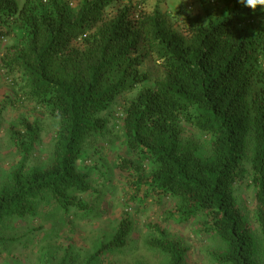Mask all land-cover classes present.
Masks as SVG:
<instances>
[{
    "label": "trees",
    "instance_id": "1",
    "mask_svg": "<svg viewBox=\"0 0 264 264\" xmlns=\"http://www.w3.org/2000/svg\"><path fill=\"white\" fill-rule=\"evenodd\" d=\"M24 9L17 0H0V24ZM259 14L233 0L206 21L185 18L180 32L158 6L146 8L145 0H78L74 12L53 0L51 10L32 22L26 44L11 45L3 54L6 72L25 77L24 100L44 108L58 126L50 163L26 170L22 160L0 187V236L6 220L35 215L47 197L64 210L88 207L75 195L90 189L75 163L89 136L109 132L101 116L109 102L146 79L138 67L149 57L164 75L142 87L123 110V134L132 153L117 162L128 176L125 202L144 206L147 200L161 204L176 198L174 218L196 220L202 233L219 240L210 250L217 264H264L234 194L250 146L264 239V61L258 53L264 43L252 29ZM81 40L80 47L70 45ZM183 124L211 137L207 156L199 157L196 143L182 139ZM22 128L18 134L34 143L36 124L24 121ZM132 226L123 212L90 261L128 247ZM150 227L158 236L146 238L145 247L164 254L167 264H183L182 242L158 225Z\"/></svg>",
    "mask_w": 264,
    "mask_h": 264
},
{
    "label": "rangeland",
    "instance_id": "2",
    "mask_svg": "<svg viewBox=\"0 0 264 264\" xmlns=\"http://www.w3.org/2000/svg\"><path fill=\"white\" fill-rule=\"evenodd\" d=\"M53 0H17L19 7L25 5L21 16L4 20L0 24V187L10 179L11 172L22 160L25 169L44 167L50 163L52 140L57 130V121L44 108L24 100L25 77L21 72L7 73L3 67V54L11 45L23 47L29 37L31 24L42 13L51 10ZM145 0L146 8L158 6L168 25L183 31L185 18L219 15L231 6L233 0ZM66 9L74 12L78 0H60ZM149 5V6H148ZM253 34L264 43V11L254 18ZM82 46V40L70 43ZM264 61V46L258 50ZM146 79L131 91L117 94L101 116L107 120L109 132L104 136H89L81 149L75 165L85 173L90 189L75 193L87 204L86 209L69 206L62 209L55 201L44 198L36 214L25 218L13 217L1 227L0 264H167L164 254L149 250L144 240L158 236L150 225H158L169 238L179 239L186 248L183 264H217L210 250L220 246L214 236L202 233L196 220L179 221L175 216L178 200L170 197L161 204L147 200L143 206L126 203L128 192L125 172L117 162L120 156L132 157L126 147L122 128L124 107L145 86L152 87L162 78L163 69L149 57L142 59L138 67ZM260 71L264 72V63ZM260 84H257L259 87ZM36 124L37 138L32 144L22 137L23 122ZM20 133V134H18ZM183 140H192L197 145V155L209 154L211 137L203 135L185 124L181 125ZM27 149V150H25ZM24 150L26 152H24ZM250 150L242 162L243 177L235 185L237 203L257 238V256L264 253V239L255 212V186L250 168ZM127 211L133 226L130 244L124 249L114 248L90 261L101 243L108 241L116 231L123 212Z\"/></svg>",
    "mask_w": 264,
    "mask_h": 264
},
{
    "label": "clouds",
    "instance_id": "3",
    "mask_svg": "<svg viewBox=\"0 0 264 264\" xmlns=\"http://www.w3.org/2000/svg\"><path fill=\"white\" fill-rule=\"evenodd\" d=\"M238 2L244 7L251 9L253 13H255L257 9L264 11V0H238Z\"/></svg>",
    "mask_w": 264,
    "mask_h": 264
},
{
    "label": "crops",
    "instance_id": "4",
    "mask_svg": "<svg viewBox=\"0 0 264 264\" xmlns=\"http://www.w3.org/2000/svg\"><path fill=\"white\" fill-rule=\"evenodd\" d=\"M148 1H149V0H147L146 2L148 3ZM148 6H149V5H148ZM153 7H154V6H153ZM153 7H152V8H153ZM150 9H151V8H150Z\"/></svg>",
    "mask_w": 264,
    "mask_h": 264
}]
</instances>
